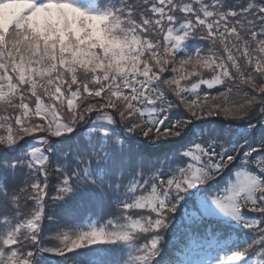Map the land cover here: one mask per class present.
I'll return each mask as SVG.
<instances>
[{
    "label": "snow or ice",
    "instance_id": "obj_1",
    "mask_svg": "<svg viewBox=\"0 0 264 264\" xmlns=\"http://www.w3.org/2000/svg\"><path fill=\"white\" fill-rule=\"evenodd\" d=\"M0 264H264V0H0Z\"/></svg>",
    "mask_w": 264,
    "mask_h": 264
}]
</instances>
